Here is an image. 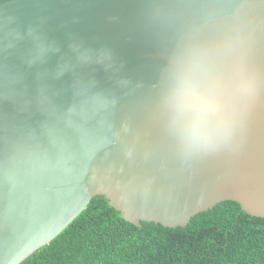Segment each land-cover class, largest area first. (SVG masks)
Instances as JSON below:
<instances>
[{
  "label": "water",
  "instance_id": "95a60500",
  "mask_svg": "<svg viewBox=\"0 0 264 264\" xmlns=\"http://www.w3.org/2000/svg\"><path fill=\"white\" fill-rule=\"evenodd\" d=\"M236 22L264 72V0H0V264L97 197L137 227H185L226 201L264 218V92L232 150L189 161L155 107L177 39Z\"/></svg>",
  "mask_w": 264,
  "mask_h": 264
},
{
  "label": "clouds",
  "instance_id": "9594fccd",
  "mask_svg": "<svg viewBox=\"0 0 264 264\" xmlns=\"http://www.w3.org/2000/svg\"><path fill=\"white\" fill-rule=\"evenodd\" d=\"M262 92L251 35L236 22L209 38L177 39L159 70L155 107L175 153L189 161L232 150Z\"/></svg>",
  "mask_w": 264,
  "mask_h": 264
},
{
  "label": "trees",
  "instance_id": "16d2710c",
  "mask_svg": "<svg viewBox=\"0 0 264 264\" xmlns=\"http://www.w3.org/2000/svg\"><path fill=\"white\" fill-rule=\"evenodd\" d=\"M22 264H264V218L226 201L185 227H137L97 197Z\"/></svg>",
  "mask_w": 264,
  "mask_h": 264
}]
</instances>
